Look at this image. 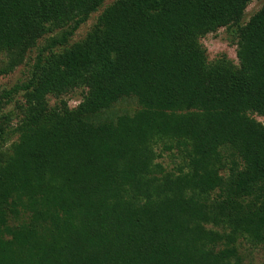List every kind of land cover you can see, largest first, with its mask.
I'll use <instances>...</instances> for the list:
<instances>
[{
    "label": "trees",
    "instance_id": "obj_1",
    "mask_svg": "<svg viewBox=\"0 0 264 264\" xmlns=\"http://www.w3.org/2000/svg\"><path fill=\"white\" fill-rule=\"evenodd\" d=\"M251 1L113 0L68 45L105 0H0V77L47 33L62 48L0 91V110L24 98L0 115V264L264 255V5L242 24ZM220 28L236 64L207 61L200 39ZM75 89L76 108L48 106Z\"/></svg>",
    "mask_w": 264,
    "mask_h": 264
},
{
    "label": "rangeland",
    "instance_id": "obj_2",
    "mask_svg": "<svg viewBox=\"0 0 264 264\" xmlns=\"http://www.w3.org/2000/svg\"><path fill=\"white\" fill-rule=\"evenodd\" d=\"M112 2L113 0H105L103 6L97 12L93 13L88 18V20L77 29L72 38L68 41V45H72L74 43L82 41L87 35V33L94 26V24L97 22V18L99 17L103 9ZM263 5L264 0H252L245 10L242 24H245L248 19ZM60 32V30H54L53 32L44 35L41 39L38 40L36 46L28 52L24 62L20 66H18L13 72L8 74L7 76L0 77V91L9 90L14 85L22 84L27 81L30 75L32 65L34 64L35 58L39 51H43L44 56L49 55L50 52H60L62 50L61 47L50 46L51 49L48 48V45L50 44L51 40L53 38L59 37ZM230 39L231 37L224 28H220L216 33L208 34L204 38L200 39V43L206 50L207 61L213 63L221 56H225L228 60L236 64V46L234 44H230ZM4 56V54L0 53V66L2 65V63L5 62ZM84 93L85 90L83 89H75L58 99L49 96L47 98V103L50 108L55 109L58 107L59 102L63 100L67 103L69 108L73 109L76 108L78 104L83 100L82 98ZM23 101L24 98H22L21 94L14 96L12 102L4 109L0 110V115L2 113L15 110V107L22 104ZM130 105L131 104L124 103L119 105L118 107L127 109L128 107H130ZM254 118L256 121L264 124V117L255 116ZM15 122L16 121H14L13 123ZM16 138L17 136L11 137L10 141L6 145H8L12 141H15ZM160 147L161 145H159L157 149H160ZM157 162L162 163L167 168H172L175 166L174 164H176L175 159L171 158L168 153L164 154L162 156V159L158 160ZM240 254L245 262L255 264L264 263V255L260 249H251L249 246L243 244L240 248Z\"/></svg>",
    "mask_w": 264,
    "mask_h": 264
}]
</instances>
